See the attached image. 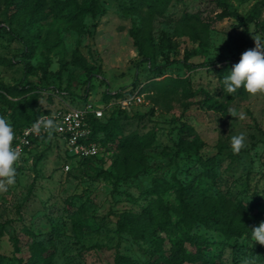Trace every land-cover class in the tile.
Wrapping results in <instances>:
<instances>
[{
  "label": "rangeland",
  "instance_id": "374dc122",
  "mask_svg": "<svg viewBox=\"0 0 264 264\" xmlns=\"http://www.w3.org/2000/svg\"><path fill=\"white\" fill-rule=\"evenodd\" d=\"M92 1L19 0L9 7L0 0V81L7 86H37L16 96L0 86V93L22 106H77L85 102L81 97L92 72L88 100L103 107L104 115L119 104L126 107L128 115L120 114L124 135L137 132L150 140L149 145L143 151L121 149L120 138L112 141L102 135L99 157L82 164L60 137L35 143L17 165L15 184L0 193V264H114L117 254L151 264L144 249L151 244L135 241L129 232L120 233L116 213L140 214L152 207L166 214L170 230L160 234L170 255L178 237L186 238L177 197L182 184L188 185L198 214L220 209L234 222L241 217V204L255 197L251 203L256 207L249 215L258 226L264 221V94L245 92L230 98L217 68L227 62L225 57L239 62L241 54L255 46L252 35L264 40V0H222L238 13L225 18H218L223 7L217 0H170L164 15L147 7L134 12L132 0H95L97 15L81 12ZM186 13L203 21L206 45L180 30L179 20ZM135 24L152 30L154 41L147 47L156 54L154 65L167 63L163 32L177 43L170 54L175 62L166 64L165 76L190 77L197 92L192 99L207 96L228 103L229 110L242 112L245 118L198 104L184 110L181 91L142 92L157 72L139 53L131 33ZM28 49L33 51L30 56L25 54ZM189 51L194 54L187 56ZM186 61L215 63L189 69ZM134 87L136 91L128 93ZM121 88L128 98L138 93L141 100L137 97L123 105L126 97L107 103L105 92ZM16 111L0 102V116L13 129L26 123ZM179 119L192 124L207 143L200 155H175ZM240 133L246 136V147L234 154L231 137ZM205 161L213 163L212 175L205 172ZM192 230L209 239L210 253L222 264H240L250 253L264 264V246L251 247L249 237L227 238L204 223H194ZM184 247L187 252L196 249L188 240Z\"/></svg>",
  "mask_w": 264,
  "mask_h": 264
},
{
  "label": "trees",
  "instance_id": "16d2710c",
  "mask_svg": "<svg viewBox=\"0 0 264 264\" xmlns=\"http://www.w3.org/2000/svg\"><path fill=\"white\" fill-rule=\"evenodd\" d=\"M170 0H132L130 9L134 12L141 13L145 7L148 9L158 12L161 15H164L168 10ZM3 3L7 4V6L12 7L14 4L19 2V0H2ZM218 4L223 7L221 13L218 14V18H225L228 16L236 15L238 13H234L232 10L229 9L228 4L222 0H217ZM81 12L84 13H91L93 15H97L99 12L97 1H92L90 5L82 6ZM104 10V9H103ZM1 11V8H0ZM185 17L179 20V27L180 30L183 31L185 34H191L195 39L199 38L202 39V45L204 46L207 44V40L205 39V35L202 34V31H205L203 21H201L200 17L197 14L186 13ZM243 21H246L244 19ZM131 33L134 37L135 43L139 49V53L143 56V60L150 63V67L157 72V75L147 84L144 88H142V92L145 88H155L158 93H169V94H177L181 91L183 95L184 101V110L190 108L193 104H198L200 108L203 109H211L215 111L222 112L223 115H229L228 103L219 101V100H212L209 97L200 98L194 100L197 94L192 87H191V78L181 77L177 75H166L164 72V68L166 64H172L175 62L174 60H170V54L172 50L177 48V43L173 41L165 32L161 37V41L163 45L167 46L168 51L166 52L167 63L165 65H154L153 59L156 58V54L154 49H149L147 47V42L154 41V36L152 30L144 26H139L137 24L131 29ZM29 51V53L27 52ZM32 50H26V56H30ZM194 53L188 52L187 56H191ZM223 61H227L225 64L219 66L217 68V72L219 75L220 80L222 81L223 77L228 74L231 67L238 63V58H223ZM215 62L210 63H201V64H193L186 61L189 69L193 67H197L200 65H210L214 64ZM89 77L85 80L86 86V95H83L81 98L85 99L84 103L88 102L92 76L93 73H90ZM158 76H164L161 79H157ZM1 82V81H0ZM0 86L3 87L9 94L16 96L22 91H30L36 89L37 86L34 84L29 85H20V86H7L3 82L0 83ZM38 88H40L38 86ZM136 91L134 87L128 93H133ZM245 90L243 88L239 89L235 94L228 95L230 98H235L237 95L244 94ZM39 94H36V98H38ZM127 93L126 91L121 88L117 91H106L105 92V99H107V103L110 100L114 99H122L126 98ZM1 103L5 105L7 108H13L17 110L16 112L20 114L22 119L26 120V123L20 127L16 126L14 128L15 136L22 131L24 127L31 124L32 122L36 121L37 117L42 113H50L54 109L62 108L64 106L59 105L56 108H46L40 109L36 105L28 104L26 106H22L16 104L10 99L4 91L0 93ZM192 99V100H191ZM80 106V105H77ZM19 110V111H18ZM122 114H127V108L123 107L119 104L115 109H112L110 113H106L103 117L98 118L93 114L89 115V122L93 127V134L92 139L97 140L101 147V137L102 135L107 136L106 139L115 141L120 138V148L127 149V148H136V150L143 151L148 145L150 140L146 137L139 135L137 132L129 133L128 135H124L123 133V124L120 122V117ZM180 122L179 128V138L174 143V150L175 155L180 156L182 153H185L189 157L198 156L202 153L204 148L206 147L207 143L205 140L200 136L197 130L194 128L192 124H190L187 120L179 119L177 120ZM57 137L56 135H52L51 139ZM51 139L48 138L47 134L40 136L38 139L35 140L34 144L40 140ZM33 144V145H34ZM33 147V146H32ZM27 153L23 154V158H27L30 155V150ZM242 151V150H241ZM99 155L91 156V157H83L81 159L82 164L90 163L96 160ZM212 162L205 161L202 163L205 172L207 174H213L214 167ZM178 199L180 201L181 213L184 216V220L186 221L187 229H186V238L178 237V241L175 242L171 250V254H167L164 250V242L165 237L160 234V232H168V225H170V221L168 216L164 213H160L156 211L155 208L148 207L143 210L140 214H135L132 212H117L116 215L117 219V230L120 233L129 232L135 241L139 242L143 240L151 244V248L147 247L144 248L145 252L149 254V258L151 260V264H222L219 259L213 258V255L210 253L212 249V245L207 237H203V235H198L194 233L192 228L194 223H204L209 227L221 230L223 234L227 238H239V237H249V231L253 226H256V223L252 216L249 215L251 209L256 207V204H253V200L255 197H248L246 200V204H241L240 208L238 209L240 218L237 219V222L232 221L229 219L228 214L224 211L218 209L213 212L205 213V214H198L193 206L192 199H189V187L188 185H180L178 189ZM252 204V205H251ZM160 215L162 218L160 219ZM249 230V231H248ZM1 236V233H0ZM188 240L195 246V251L187 252L184 247V242ZM1 260V256H0ZM114 264H140L134 258L129 255L125 254H117L115 258Z\"/></svg>",
  "mask_w": 264,
  "mask_h": 264
},
{
  "label": "clouds",
  "instance_id": "9594fccd",
  "mask_svg": "<svg viewBox=\"0 0 264 264\" xmlns=\"http://www.w3.org/2000/svg\"><path fill=\"white\" fill-rule=\"evenodd\" d=\"M252 39L255 46L245 50L239 62L234 64L222 79L223 91L227 95H233L241 88L252 96L264 94V40L253 35ZM217 54L216 52L212 58L214 59ZM228 114L241 120L245 118L244 113H237L235 109H230ZM57 128L55 119L43 114L39 115L32 125L33 132L39 134L43 130L48 133L49 139ZM14 140L15 132L12 125L0 116V193L7 192L16 181L17 165L21 160L22 151L19 147L13 146ZM245 147L244 133L231 137V149L234 154H239ZM249 233L252 241L251 247L256 243L264 246V221H261L258 226H253ZM258 257L250 253L241 259L240 264H258Z\"/></svg>",
  "mask_w": 264,
  "mask_h": 264
},
{
  "label": "built area",
  "instance_id": "2783aa9c",
  "mask_svg": "<svg viewBox=\"0 0 264 264\" xmlns=\"http://www.w3.org/2000/svg\"><path fill=\"white\" fill-rule=\"evenodd\" d=\"M141 97L136 93L133 97H127L123 101V105H128L133 99ZM55 119L58 128L53 131L52 135H56L65 140L68 146V151L72 155L79 158L91 157L100 155L102 147L100 143L92 139L93 127L89 122V115L101 118L104 116V109L97 103L89 100L80 106L66 105L65 107L54 109L50 113H42ZM35 122V121H34ZM27 125L22 129L20 133L15 136L13 142L14 147H19L22 151V155L27 153L33 146L36 139L40 136L47 134L43 130L39 134L32 131L33 123ZM70 168V164H66V169Z\"/></svg>",
  "mask_w": 264,
  "mask_h": 264
}]
</instances>
